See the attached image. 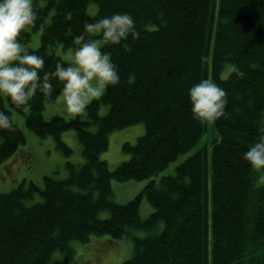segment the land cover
I'll list each match as a JSON object with an SVG mask.
<instances>
[{
  "label": "trees",
  "instance_id": "obj_1",
  "mask_svg": "<svg viewBox=\"0 0 264 264\" xmlns=\"http://www.w3.org/2000/svg\"><path fill=\"white\" fill-rule=\"evenodd\" d=\"M91 3L98 6L94 14ZM37 6V25L21 39L28 43L42 30L41 45L31 49L45 57L46 69H54L62 57L58 49L72 45L86 20L129 12L141 34L105 47L121 80L86 114L43 116L44 102L62 93L56 81L51 96L38 94L28 105L7 97L12 109L27 107L28 127L53 139L68 158L74 150L62 134L74 130L84 162L67 160L68 176L46 175L43 188L22 182L0 193V264H46L56 251L65 257L53 264H69L76 256L71 242L89 243L93 236L105 245L132 237V256L113 264H264V172L242 155L258 138L257 115L264 109V0H37ZM202 78L226 90L228 119L193 118L188 89ZM104 104L110 108L101 115ZM0 109L13 114L3 96ZM141 122L146 132L135 144H123L131 158L111 170L100 157L110 133ZM25 141L18 124L0 129V165ZM187 151L192 154L175 174L151 179L125 203L111 198L112 180L151 177ZM36 193L42 200L29 205ZM143 197L154 208L145 219ZM102 211L110 215L102 218ZM160 221L159 233H132Z\"/></svg>",
  "mask_w": 264,
  "mask_h": 264
},
{
  "label": "clouds",
  "instance_id": "obj_2",
  "mask_svg": "<svg viewBox=\"0 0 264 264\" xmlns=\"http://www.w3.org/2000/svg\"><path fill=\"white\" fill-rule=\"evenodd\" d=\"M37 7V0H0V96H7L18 107L28 105L38 94L51 96L56 81L62 85L66 112L73 116L86 114L89 104L121 80L118 65L105 47L120 45L129 37L139 39L136 21L129 12L86 20L84 31L72 37V45L56 60L54 69H46L45 57L21 39L29 27H36ZM66 19H72L71 11ZM48 46L56 45L49 41ZM188 97L193 118L202 123L230 116L227 92L211 78L193 84ZM256 123L258 138L242 155L252 169L264 172V109L259 111ZM15 127L14 114L0 109V129L11 131ZM260 179L264 181V175Z\"/></svg>",
  "mask_w": 264,
  "mask_h": 264
},
{
  "label": "rangeland",
  "instance_id": "obj_3",
  "mask_svg": "<svg viewBox=\"0 0 264 264\" xmlns=\"http://www.w3.org/2000/svg\"><path fill=\"white\" fill-rule=\"evenodd\" d=\"M44 2V1H43ZM98 6L91 3L88 11L94 14ZM42 30L35 31L32 38L25 46L37 48L41 45ZM67 48L60 46L58 52L63 56ZM225 75V73H224ZM6 106L9 107L14 116L15 123L23 130L26 141L22 143L17 151L8 157L0 165V193L9 192L20 183L24 182L26 186L33 181L39 187L44 186V176H54L56 178H66L69 171L66 167L67 160L74 163L83 161L82 146L74 130L65 131L62 139L70 146L74 152L68 158L60 149L56 147V143L51 138H43L38 136L27 125L28 108L24 107L23 111H17L10 107L7 96H3ZM110 105L104 104L100 108V114L104 115L109 111ZM55 114L62 115L66 119L73 116L66 112L63 102V93L54 100L44 102L43 116L51 119ZM92 131L97 130L96 124L90 125ZM146 132L145 123H137L126 128L115 130L109 135V146L101 153V159L107 161L111 170L124 160L131 158V154L124 151L123 144L129 142L135 144L138 138ZM192 151L182 153L177 159L171 161L164 169L157 174L144 179H128L124 181L112 180L113 194L111 198L118 203H125L139 194L144 186L151 180L160 181L165 175L175 174L177 166L184 162ZM82 162V163H83ZM42 200V196L36 193L33 198L28 199L27 203L32 205ZM154 210L151 202L143 197L140 204V215L143 219L148 218ZM110 215L108 211H102L100 216L107 218ZM164 229V222L160 221L152 230H139L131 228L132 233L138 237H145L150 233H159ZM91 242L83 243L73 240L71 245L76 249V256L73 262L69 264H113L122 263L130 258L133 254L134 240L132 237H124L112 239L109 243L99 241L95 236L91 238ZM111 239V238H110ZM65 257L64 252L56 251L52 258L46 264H53L57 260Z\"/></svg>",
  "mask_w": 264,
  "mask_h": 264
}]
</instances>
